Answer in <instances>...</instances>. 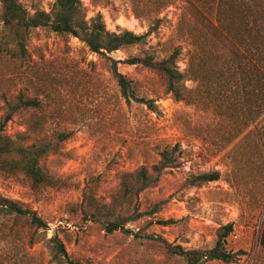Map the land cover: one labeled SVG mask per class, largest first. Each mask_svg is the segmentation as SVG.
Instances as JSON below:
<instances>
[{"label": "rangeland", "instance_id": "rangeland-1", "mask_svg": "<svg viewBox=\"0 0 264 264\" xmlns=\"http://www.w3.org/2000/svg\"><path fill=\"white\" fill-rule=\"evenodd\" d=\"M17 1L31 14L51 12L56 2ZM81 2V19L91 22L101 16L108 31L127 30L139 35L149 30V21L147 15H135L132 2L146 4L145 13L152 11L154 2H171L158 13L160 28L146 44L119 50L111 57L120 62L144 54L162 57L180 47L178 66L183 73H187L193 50L186 37L180 36L184 16V32L195 19L200 27L208 22L216 24L220 17L237 25L241 18L238 2H258L264 25V0ZM187 2H194L200 14L186 11ZM249 21L254 24L252 16ZM242 50L253 59L252 47ZM119 70L133 80L138 96L154 102L152 108L128 104L111 77L107 61L71 35L39 28L30 34L24 60L0 57V117L4 98L19 92L40 102L39 108L17 114L6 134L33 144L57 131L73 133L58 154L41 163L54 179L52 187L34 188L25 176L4 171L0 164V198L35 212L47 224V229H38L26 217L1 214L0 264H65L56 256L51 241L55 235L74 264H186L182 258L167 254L151 237L186 249L211 248L216 231L226 224L233 225L228 249L237 256L230 264H264L260 245L264 113L254 120L255 101L247 94L250 87L243 90L235 85L232 93H224L225 81L218 75L212 77L207 64L203 74L209 78L203 88L184 81L185 99L178 101L149 70L123 63ZM175 145L180 147L181 167L168 171L139 200L141 211L158 204V213L127 226L140 237L108 234L101 223L81 219L79 206L83 202L103 211L118 210L122 206L121 176L151 166L160 152ZM207 173H218L220 179L196 185L195 179ZM160 221L172 223L163 225Z\"/></svg>", "mask_w": 264, "mask_h": 264}, {"label": "trees", "instance_id": "trees-1", "mask_svg": "<svg viewBox=\"0 0 264 264\" xmlns=\"http://www.w3.org/2000/svg\"><path fill=\"white\" fill-rule=\"evenodd\" d=\"M170 3L154 2L152 11L148 10L145 13L146 4L132 2L135 15L138 18L147 15L146 19L149 21V30L139 35L127 30L121 33L108 31L101 16L91 22L81 19V0H56L51 12L37 11L34 14H31L17 0H1L0 57L8 56L11 59L24 60L28 55L30 34L39 28L61 35H71L85 43L94 54L107 61L111 77L128 104L135 102L149 108L153 107L154 102L136 94L133 80L120 72V63L149 70L162 80L165 91L178 101L185 99L186 88L182 87L184 81L194 82L197 85L196 89L203 88L205 81L209 78V75L203 74L204 66L209 64L213 71L211 76L218 75L220 80L225 81L227 89L224 93L228 91L232 93L236 86L243 90L246 86L250 87V92L247 94L250 99L252 95L255 101L253 118L255 120L261 116L264 113V25L260 22L262 14L257 7L258 2H238L241 7L239 11L241 18L237 25L233 21L225 23L220 17L217 20L218 24L208 22L200 27L201 25L195 19V22L188 26L189 31L184 32V26H187L184 16L180 21L179 32L182 34L180 36L186 37L184 39L193 47L187 73L181 72L178 66L180 47L171 49L162 57L144 54L130 57L122 62L111 57L112 53L119 50L146 44L147 39L160 28L162 20L158 13ZM187 5L186 11L192 9L199 13L194 2H187ZM250 16L253 17L252 25L249 21ZM248 46L252 47L253 59H249L242 50V48L249 50ZM39 107L40 102L30 98L24 92H19L10 99L4 98V111L0 117V164L2 170L21 174L34 188L43 189L52 187L54 179L43 168L42 161L58 154L63 143L68 141L73 133L57 131L49 139L33 144H25L21 142V139L12 138L6 134L8 124L17 114ZM181 164L179 145L165 148L159 153L156 163L121 176L119 191L122 206L118 210L103 211L95 204L83 202L79 206L81 219L101 223L108 234L122 232L127 236L140 237L139 233L127 228L128 224L144 216L151 217L159 210V205L154 204L147 210L141 211L140 197L156 187L168 171L180 168ZM219 179L218 173H207L198 176L195 184L204 185ZM1 214L26 217L32 226L47 229V224L35 212L23 209L16 202L4 198H0ZM169 223L172 222L160 221L163 225ZM233 231L232 224L221 226L216 231L213 247L205 249L174 246L154 236L151 239L159 243L167 254L182 258L186 264H207L215 261L230 264L235 262L237 257L228 249V239ZM51 241L58 259L65 264H74L62 240L55 235ZM260 245L264 248V225L261 230Z\"/></svg>", "mask_w": 264, "mask_h": 264}]
</instances>
